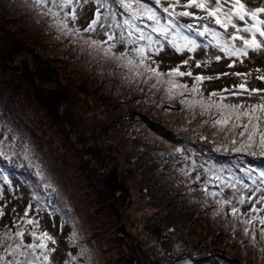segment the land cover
I'll list each match as a JSON object with an SVG mask.
<instances>
[{"label":"rangeland","instance_id":"obj_1","mask_svg":"<svg viewBox=\"0 0 264 264\" xmlns=\"http://www.w3.org/2000/svg\"><path fill=\"white\" fill-rule=\"evenodd\" d=\"M162 3L167 6V0ZM259 4L253 0L248 7ZM81 7L83 28L97 6L90 0ZM40 11L31 0H0V239L19 226L24 243L32 242L34 225L23 220L31 203L29 218L40 222L36 235L47 231L56 241L48 245L55 249L49 264H264L258 220L253 241L244 234L248 225L234 221L230 205L213 214L223 197L206 198L200 190L214 174L228 184L245 182L249 174L241 175L240 162L256 168L264 158L225 151V133L200 123L211 113L201 116L197 107L193 118L179 97L164 95L163 86L149 91L153 81L125 80L118 61L57 39ZM123 50L117 45L113 52ZM214 52L199 48L180 67L191 68L193 76L228 73L202 83L205 98L245 79L248 88L264 89V81L256 79L264 74V54H251L231 68L229 59L214 57L207 66H195ZM189 55L165 46L153 59L167 73ZM180 82L191 88L193 80L184 76ZM259 95L264 93L229 96L225 103L257 102ZM197 174L200 182L194 183ZM209 191H220L211 180ZM233 191L224 187L223 195ZM241 194L250 195L243 189L236 193ZM249 208L242 206L240 220L249 218ZM73 234L75 243L69 244Z\"/></svg>","mask_w":264,"mask_h":264},{"label":"snow or ice","instance_id":"obj_2","mask_svg":"<svg viewBox=\"0 0 264 264\" xmlns=\"http://www.w3.org/2000/svg\"><path fill=\"white\" fill-rule=\"evenodd\" d=\"M34 6L40 8V14L49 17V27L54 28L57 39L63 37L70 43L78 44L82 51L87 50L89 55L101 56L106 59L118 61V67L122 69L125 80L137 81L143 78V83L149 85V91L161 90L169 100L179 97V103L193 113L200 109V115H208V119L200 123L209 124L218 131L225 133V139L229 144L224 145L225 151H232L252 158H264V95H259L257 102L240 103L227 102L229 96L247 95L249 98L264 93V89L248 88L247 81L233 86L232 90L223 89L219 92L213 91L205 98L201 85L206 80L219 79L216 77L195 75L189 71L182 72L180 67L189 65L193 59L191 54L197 49H214L215 52L223 53V57L213 53L205 61H196L195 66L200 68L207 66L212 58L218 62L222 58L231 62L228 67H234L237 62L243 63L251 54H264V0L254 8L248 7L253 0H187L181 5L180 0H167V6L162 0H94L96 11L93 18L81 28L78 25L82 5L90 0H31ZM119 6V11H112L113 5ZM178 7L184 10L177 11ZM195 9L196 12L190 11ZM199 13V14H198ZM119 17V18H118ZM181 18H188L194 23L182 24ZM229 28L233 31L229 33ZM185 33H192L187 35ZM103 35V40L95 39V36ZM193 36H198L205 43H198ZM155 37V38H154ZM236 41H240L239 44ZM117 45L123 46L120 53L113 52ZM165 46L177 54L185 52L190 55L175 69L167 73L159 71V64L153 59L165 51ZM207 55V51L205 53ZM151 61V63H149ZM155 64L156 67H152ZM257 69V72H260ZM147 73V76L144 74ZM232 75L248 77L251 73H232ZM191 77L193 83L191 88L188 84L181 83L180 78ZM257 80L264 81V74L257 75ZM188 95H185V93ZM225 93L229 95L226 96ZM217 97L218 99H213ZM180 152V149H176ZM239 170L248 173L245 182L239 180L235 183H226L220 175L214 174L202 184L201 191L207 198H215L218 195L223 199L216 200L217 207L213 209L214 215H219L225 205L231 206V215L234 221L246 223L245 236H251L255 241V222L258 220L259 236L264 241V217H258L264 212V170L255 167H245L240 162ZM188 175V173H185ZM37 175H43L37 171ZM194 183L200 182V175L192 178ZM209 180L219 189V192L209 191ZM7 182V177L4 178ZM11 187V184L8 185ZM50 185H46L49 187ZM224 187L234 191L230 196L223 195ZM241 189L250 193L236 195ZM3 190L0 189V196ZM245 204L250 205L246 214L247 220H240L241 208ZM260 205L261 207H257ZM31 203L25 209L23 220L34 225L31 233L32 242L24 243V232L17 226L14 234L8 233L0 239L4 256H0V264H49L51 253L54 248H49V242L56 241L47 231L36 235L35 228L39 226V220L29 218ZM0 211V215H2ZM235 232V229H234ZM19 238V239H17ZM38 241V243H37ZM69 244L75 243L74 234L69 238ZM74 259V257L72 258ZM69 264V262H66Z\"/></svg>","mask_w":264,"mask_h":264},{"label":"bare ground","instance_id":"obj_3","mask_svg":"<svg viewBox=\"0 0 264 264\" xmlns=\"http://www.w3.org/2000/svg\"><path fill=\"white\" fill-rule=\"evenodd\" d=\"M258 170H264V165H260L258 167H256ZM241 175H246V173H241Z\"/></svg>","mask_w":264,"mask_h":264},{"label":"water","instance_id":"obj_4","mask_svg":"<svg viewBox=\"0 0 264 264\" xmlns=\"http://www.w3.org/2000/svg\"><path fill=\"white\" fill-rule=\"evenodd\" d=\"M149 264H152V263L149 261Z\"/></svg>","mask_w":264,"mask_h":264}]
</instances>
